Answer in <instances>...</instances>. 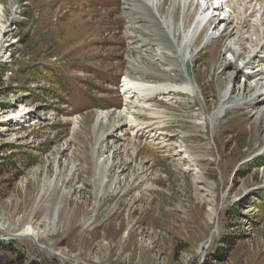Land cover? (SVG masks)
I'll list each match as a JSON object with an SVG mask.
<instances>
[{
  "label": "rangeland",
  "instance_id": "374dc122",
  "mask_svg": "<svg viewBox=\"0 0 264 264\" xmlns=\"http://www.w3.org/2000/svg\"><path fill=\"white\" fill-rule=\"evenodd\" d=\"M187 1L0 0V256L264 264V96L248 102L264 79L241 67L250 54L264 77V0H228L230 20L197 39L200 4ZM125 11L143 24L132 37ZM130 69L162 89L127 102ZM185 82L194 93H168ZM27 224L64 260L1 236Z\"/></svg>",
  "mask_w": 264,
  "mask_h": 264
},
{
  "label": "bare ground",
  "instance_id": "6f19581e",
  "mask_svg": "<svg viewBox=\"0 0 264 264\" xmlns=\"http://www.w3.org/2000/svg\"><path fill=\"white\" fill-rule=\"evenodd\" d=\"M188 1H190V0H188ZM187 1V2H188ZM195 1V0H194ZM199 4H208L209 3V0L207 1V0H198L197 1ZM127 4H129V3H127ZM147 5H148V7H151V6H149V4L147 3ZM129 6H125L124 8H128ZM227 7V6H226ZM224 8V6H222L220 9H223ZM223 10H228V9H223ZM228 11H231L230 10V8H229V10ZM126 12V17H127V20H128V24H127V33H128V36H134L133 34L134 33H136V31L137 30H139V29H142L143 28V24H139V21L138 20H135V18L133 19L131 16H129V13L127 12V11H125ZM155 14V15H157L156 14V12H154V11H152V14ZM202 15H201V17H199L198 18V20H200V22L202 23V22H204L205 20H206V18L208 17V13H206V10H203L202 12ZM230 18H231V12H230V16H229ZM263 17V16H262ZM217 20H218V18H217ZM224 20L223 19H219V21L217 22V24H216V26H219L222 22H223ZM165 22V23H164ZM227 22V21H226ZM225 22V23H226ZM163 23H164V25H167V29H169V32L168 33H170L173 37H174V31H175V25H174V18L173 17H170V18H168V17H165V20L163 21ZM196 25V24H195ZM232 25V24H231ZM198 25H196V27H197ZM211 27V26H210ZM212 29V28H211ZM236 30V29H235ZM190 31H192V32H194L192 29L190 30ZM214 31V30H213ZM183 34V33H182ZM192 34V33H191ZM223 34H224V32H223ZM222 34V35H223ZM258 34V33H257ZM201 34H199L197 37H195L196 39L200 36ZM237 35V34H236ZM214 37H215V35H213V36H211V34L208 36V40H213L214 39ZM147 41V40H146ZM196 41V40H195ZM171 43V42H170ZM198 43V42H197ZM240 43V42H239ZM189 45V44H188ZM234 47V46H233ZM230 48V50H231V53H232V56H233V58H235L236 59V57H237V55H239V54H242V52H240L239 51V47L238 48H232V46H230L229 47ZM147 50V49H146ZM244 54V53H243ZM246 55H248V54H246ZM249 56V57H248ZM248 56H244V58H243V63L241 64V67H247L249 70H248V72L250 71V70H252L253 71V69L255 68L256 69V71H257V68L254 66V67H252V56L249 54ZM163 60V59H162ZM132 71V69H130L129 70V72H128V74L125 76V87H124V90H126V92H125V96H126V101L127 102H132L133 100H141V99H144V97L142 98V96H146V95H148V93H150V92H155V91H160L162 88L160 87V86H157V87H155V88H153L152 87V85H148L147 83H145V81H143V82H141L140 80H134V79H132L131 78V75H130V72ZM139 71V70H138ZM239 76V75H238ZM187 81V80H186ZM200 86V85H199ZM238 88H239V84H237V83H233V85H232V91H236V90H238ZM226 89V88H225ZM247 91H251V90H253V89H251V87L249 86H246V88H245ZM170 91H179V92H183V93H186V94H188V93H194V88H193V86H192V84L190 83V82H185L183 85H178L177 87H176V89L174 88V89H170L169 91H168V93H170ZM225 92V91H224ZM151 93V94H152ZM165 93H167L166 91H165ZM165 93H162V94H165ZM135 94H137V95H135ZM140 94V95H139ZM154 94V93H153ZM149 96V95H148ZM148 96H146L147 98H148ZM260 96L261 97H263L264 96V91H261V92H259L258 94H257V96L256 97H254L252 100H250V101H248L250 104H253L254 102H255V105H256V107H259L257 104L259 103V101H257L258 100V98H260ZM146 98V99H147ZM227 99V98H226ZM132 100V101H131ZM148 100V99H147ZM225 101V100H224ZM247 101V100H246ZM134 102V101H133ZM132 102V103H133ZM172 105V104H171ZM146 106V105H145ZM144 107V106H143ZM145 109V108H144ZM220 109H221V111H224V109H225V107H224V104H222L221 105V107H220ZM110 112H108V111H104L103 110V119L102 120H104V121H101L102 122V124L103 123H105L106 121H107V119H108V116L110 115L109 114ZM21 114H23L22 112H21ZM132 111H129V112H127V110L126 111H124V110H122V111H120L118 114H117V120L116 121H121V120H129V118L132 116ZM100 118V117H99ZM136 118V117H135ZM134 120H137V119H134ZM114 121V120H113ZM186 153V152H185ZM117 151H113V153L110 151V154L108 155V157H109V159L111 158V156L113 157V158H116V156H117ZM187 158V157H186ZM184 159V158H183ZM149 188H152L153 187V185H149L148 186ZM209 211H210V213H209V218H210V221H212L215 217H216V215H217V209H216V207H215V205L214 204H212V205H210L209 206ZM57 219V214H54V218H49V220H46L47 221V228L45 229L46 231H48V232H50V231H53L54 229L56 230V225H55V223H56V220ZM1 228H2V226H0ZM4 227V226H3ZM50 227V228H49ZM44 234V231H39L37 228H35L32 224H27V225H25L21 230H19V231H17V232H15V233H9V234H5V239H12L13 237H24V236H28V237H32L34 240H35V242L37 243V244H39L38 243V240H39V237L41 236V235H43ZM39 246L40 247H42V245H40L39 244Z\"/></svg>",
  "mask_w": 264,
  "mask_h": 264
},
{
  "label": "trees",
  "instance_id": "16d2710c",
  "mask_svg": "<svg viewBox=\"0 0 264 264\" xmlns=\"http://www.w3.org/2000/svg\"><path fill=\"white\" fill-rule=\"evenodd\" d=\"M39 67H41V66L38 65L37 68H39ZM51 72H53V71L51 70ZM39 73H40V71H39ZM216 255H217L216 257L219 258V259L220 258L221 259L225 258V254H222L220 252H218V254H216ZM0 264H22V263H21V258L20 257L15 258L13 256L11 258H8V257L0 256ZM37 264H40V263H37Z\"/></svg>",
  "mask_w": 264,
  "mask_h": 264
},
{
  "label": "water",
  "instance_id": "95a60500",
  "mask_svg": "<svg viewBox=\"0 0 264 264\" xmlns=\"http://www.w3.org/2000/svg\"><path fill=\"white\" fill-rule=\"evenodd\" d=\"M2 237H5V235H1ZM36 243V242H35ZM37 244V243H36ZM38 246H39V244H37ZM40 247V246H39ZM41 248H43V249H45L46 251H48V252H50V253H52V254H54V255H56V256H59L60 258H62L63 260H64V257L61 255V254H59V253H57V252H54V251H52V250H50V249H48V248H46L45 246H42Z\"/></svg>",
  "mask_w": 264,
  "mask_h": 264
}]
</instances>
